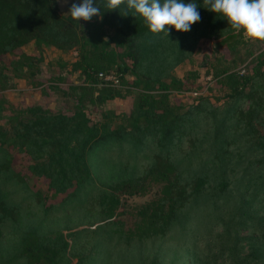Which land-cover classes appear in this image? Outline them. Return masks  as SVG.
Instances as JSON below:
<instances>
[{
	"label": "trees",
	"instance_id": "1",
	"mask_svg": "<svg viewBox=\"0 0 264 264\" xmlns=\"http://www.w3.org/2000/svg\"><path fill=\"white\" fill-rule=\"evenodd\" d=\"M195 2L200 22L167 37L106 0L79 23L58 0H0V264H264V42ZM201 39L229 51L204 58L215 100L175 73ZM50 47L79 51L71 107L15 106L1 92L42 85Z\"/></svg>",
	"mask_w": 264,
	"mask_h": 264
},
{
	"label": "rangeland",
	"instance_id": "2",
	"mask_svg": "<svg viewBox=\"0 0 264 264\" xmlns=\"http://www.w3.org/2000/svg\"><path fill=\"white\" fill-rule=\"evenodd\" d=\"M78 3L79 0H67V3H64L63 0H58L60 10L63 14H68V11L71 7L72 3ZM244 39V38H243ZM245 40V39H244ZM248 41V40H245ZM248 43L253 44L252 41H248ZM260 43H257L259 45ZM248 48L250 46L247 45ZM36 48V44L33 42L26 46L24 50L28 53L34 52ZM223 52L225 55L229 54V51L223 48ZM221 46L219 42L206 39H201L198 47L195 49L193 56L190 61L179 65L175 73L177 76L183 77L186 74H190L191 72L198 71L199 77L196 80V88L192 95L199 94H208L212 99H216L222 96V92L218 90H213L211 88V83L206 81L207 71L210 68L211 59L206 58V54L215 55V53L221 52ZM221 52V53H223ZM242 54L245 55V49L242 50ZM42 59L39 63V70L36 74L35 83L43 82L42 85L37 84L33 85L31 82L29 83L25 79L14 78L16 81V86L14 88H9L1 93L15 106H26V105H40L45 107L53 108L54 110L63 111L68 110L71 107V97L64 95L63 88L68 86V82H80L81 78L77 73H72V63L76 60L73 57L70 51H63L55 48H46L42 54ZM5 62L8 63L11 61V57H5ZM214 62V61H213ZM244 66V65H243ZM243 68V67H242ZM6 73L14 77V73L10 70H6ZM68 80L66 83L56 82L59 81V78L65 77ZM197 83H200V87L197 86ZM201 88V89H200ZM184 100L187 103H191L194 100L193 96L184 97ZM183 101V100H182ZM129 100L123 99H115L108 101L104 106L105 109H114L117 113H123L129 109ZM100 107H90V111L93 112V117L96 119L100 118L99 110ZM16 164L19 166L22 161V156L19 155L15 160ZM148 197L136 198V202H142ZM90 222H93L94 218L89 217ZM60 226L63 230V218L58 220ZM87 227V225H82L80 228ZM68 233V231H65Z\"/></svg>",
	"mask_w": 264,
	"mask_h": 264
},
{
	"label": "clouds",
	"instance_id": "3",
	"mask_svg": "<svg viewBox=\"0 0 264 264\" xmlns=\"http://www.w3.org/2000/svg\"><path fill=\"white\" fill-rule=\"evenodd\" d=\"M67 3V0H63ZM204 7L225 19L228 25L243 38L252 42H264V0H203ZM126 7L131 13L139 16L153 34L163 33L169 37L174 28L178 32H188L200 22V7L195 0L185 3L184 0H106L109 11ZM71 18L90 21L94 16H101L96 0H80L72 3L68 11Z\"/></svg>",
	"mask_w": 264,
	"mask_h": 264
},
{
	"label": "built area",
	"instance_id": "4",
	"mask_svg": "<svg viewBox=\"0 0 264 264\" xmlns=\"http://www.w3.org/2000/svg\"><path fill=\"white\" fill-rule=\"evenodd\" d=\"M73 55V57L77 58L79 55V51L77 49H72L70 51ZM100 77L105 81V82H110L114 85H118L120 83L119 77L115 73H100ZM206 81L212 82V75L206 76Z\"/></svg>",
	"mask_w": 264,
	"mask_h": 264
}]
</instances>
